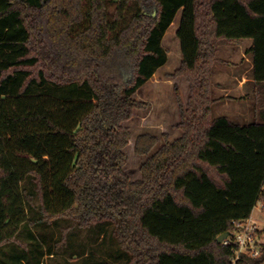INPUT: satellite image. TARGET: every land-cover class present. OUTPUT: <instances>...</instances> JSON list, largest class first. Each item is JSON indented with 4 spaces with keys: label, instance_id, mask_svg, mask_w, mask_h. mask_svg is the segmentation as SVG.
I'll use <instances>...</instances> for the list:
<instances>
[{
    "label": "trees",
    "instance_id": "obj_1",
    "mask_svg": "<svg viewBox=\"0 0 264 264\" xmlns=\"http://www.w3.org/2000/svg\"><path fill=\"white\" fill-rule=\"evenodd\" d=\"M180 11L183 60L170 76L190 84L185 107L175 88L182 135H163L153 155L158 137L139 136L148 157L132 181L124 123L146 106L135 95L167 64L163 38ZM223 40L252 41L251 123L213 117ZM259 202L264 0H0V264H44L66 244L65 262L79 264H231L218 238ZM26 223L38 253L18 240ZM97 242L110 243L104 256ZM261 248L241 264H263Z\"/></svg>",
    "mask_w": 264,
    "mask_h": 264
},
{
    "label": "rangeland",
    "instance_id": "obj_2",
    "mask_svg": "<svg viewBox=\"0 0 264 264\" xmlns=\"http://www.w3.org/2000/svg\"><path fill=\"white\" fill-rule=\"evenodd\" d=\"M181 11L178 13L175 23L169 28L164 36L163 45L168 51V62L158 72L157 76L143 86L135 95V99L146 106L142 109H137L134 116L124 126L130 131V140L125 148L127 162L125 172L132 181H139L142 178L141 167L147 160L148 156H142L136 152V141L139 136L150 134L157 136L159 141L149 155H153L163 144V135L167 134L170 141L180 138L182 132L177 129L176 125L181 122L182 111L177 103V92L180 91L182 104L185 107L190 96L189 82L186 76L179 78H171V74L175 72L182 63L183 56L181 53L180 40L177 38V31L180 23ZM252 45L251 40H240L234 43H228L223 40L219 43L218 61L214 66L213 90L214 98L217 100L214 104L213 117L228 116L233 123L247 124L254 119L253 101L240 100L237 93H233L228 99L227 106L220 102L221 92L215 88V85L230 86L226 80L230 77H235L240 71L246 72L250 68L251 59L248 62L243 57H246V50ZM225 99V98H224ZM227 112V113H226ZM253 218L257 221L261 230V241L264 242V205L258 203L253 211ZM64 226V225H63ZM62 226V227H63ZM38 228H34L31 224L26 223L18 235L20 243L26 244L27 251L38 253V241L41 235L38 233ZM49 231H46V233ZM58 232V231H57ZM56 232L55 240L59 239ZM50 233V232H49ZM51 234V233H50ZM77 237L83 240L87 245L88 253L91 249V241L86 232L77 233ZM110 243L102 245L101 242L94 243L93 247L96 250L97 256H104L106 247ZM46 248L42 244L40 249ZM69 251V245L66 244L60 248L55 247L56 256H46L43 259L44 264H79V260H71L65 262V255ZM264 264V263H263Z\"/></svg>",
    "mask_w": 264,
    "mask_h": 264
},
{
    "label": "built area",
    "instance_id": "obj_3",
    "mask_svg": "<svg viewBox=\"0 0 264 264\" xmlns=\"http://www.w3.org/2000/svg\"><path fill=\"white\" fill-rule=\"evenodd\" d=\"M235 232L222 243L224 247H232L233 258L231 264H241L247 257L256 259L262 253L261 230L253 217L245 222L235 224Z\"/></svg>",
    "mask_w": 264,
    "mask_h": 264
},
{
    "label": "crops",
    "instance_id": "obj_4",
    "mask_svg": "<svg viewBox=\"0 0 264 264\" xmlns=\"http://www.w3.org/2000/svg\"><path fill=\"white\" fill-rule=\"evenodd\" d=\"M180 18H181V15H180ZM180 23H181V21H180ZM180 23H179V26H180ZM243 58L246 59V61L248 62V58H250V57L246 56ZM249 63H250L249 70H247L246 72H242V70H241L240 73L235 75V77H232V78L230 77L229 79H226L230 83V86H220L219 87L217 85V87H216V85H215V88L220 90V92L222 93L221 97H220V102L224 103L226 106L228 104V100H229L228 98L231 97L233 95V93H235V92L237 93V96L239 97L240 100L243 101L245 99L246 100L248 99L249 101H253V105H254V101L256 99L257 92H256L255 85H254V82L252 79V62H249ZM163 68H161V69H163ZM161 69H159L156 72L154 77L158 75V72ZM189 91H190V84H189ZM190 96H191V91H190ZM190 96H189V98H190ZM189 98H188V100H189Z\"/></svg>",
    "mask_w": 264,
    "mask_h": 264
},
{
    "label": "water",
    "instance_id": "obj_5",
    "mask_svg": "<svg viewBox=\"0 0 264 264\" xmlns=\"http://www.w3.org/2000/svg\"><path fill=\"white\" fill-rule=\"evenodd\" d=\"M228 237H229V233H225L218 238V242L221 244V242H223Z\"/></svg>",
    "mask_w": 264,
    "mask_h": 264
}]
</instances>
